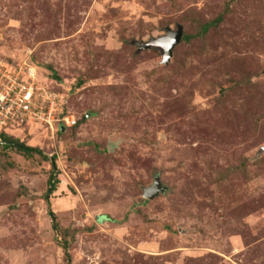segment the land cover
<instances>
[{"label":"rangeland","instance_id":"1","mask_svg":"<svg viewBox=\"0 0 264 264\" xmlns=\"http://www.w3.org/2000/svg\"><path fill=\"white\" fill-rule=\"evenodd\" d=\"M6 62L79 121L0 147V264H264V0H0Z\"/></svg>","mask_w":264,"mask_h":264},{"label":"built area","instance_id":"2","mask_svg":"<svg viewBox=\"0 0 264 264\" xmlns=\"http://www.w3.org/2000/svg\"><path fill=\"white\" fill-rule=\"evenodd\" d=\"M0 64V142L16 130L46 127L57 133L78 124V117L67 106L64 93L52 90L36 77L34 66Z\"/></svg>","mask_w":264,"mask_h":264},{"label":"water","instance_id":"3","mask_svg":"<svg viewBox=\"0 0 264 264\" xmlns=\"http://www.w3.org/2000/svg\"><path fill=\"white\" fill-rule=\"evenodd\" d=\"M184 34L183 27H179L178 31L168 29V34L156 39H151L148 43H139L141 48H151L153 46L160 47L164 50L165 61H169L173 54L174 48L181 42ZM165 42L167 45L165 46ZM4 144H11L10 141H4ZM166 187L163 186L160 177H157L154 184L148 188H145V196L153 199L157 197L161 192H164Z\"/></svg>","mask_w":264,"mask_h":264},{"label":"trees","instance_id":"4","mask_svg":"<svg viewBox=\"0 0 264 264\" xmlns=\"http://www.w3.org/2000/svg\"><path fill=\"white\" fill-rule=\"evenodd\" d=\"M210 27H211L210 24L205 25L204 32H208ZM185 39L186 40H189V36H185ZM55 78L57 80H60V78L57 75H55ZM65 129H67V128H61L58 131L59 134L62 133ZM3 141H10V142H12L11 144H4V143L0 142V147L3 148V149L17 148V149H19L20 151H22L25 154H34V153H37V154L41 155L42 157H44L45 159H50V157H48L47 155H45L42 152L41 149L36 148V147L27 146V145L21 143L18 139H15L14 136L4 135ZM51 160H52V164H53V167H54V170L55 171H54V173L51 176V179H50V188H49V190H48V192L46 194V197H47V200L48 201L50 199V196L57 190V186H58V183H59V180L57 178V175L55 174V172L57 171V166H56L55 159L51 158ZM50 215L52 217V220L54 221V223H53L54 229L58 230L59 229V223L57 221V216H56L55 212H53L51 210L50 211ZM67 248H68V246H67Z\"/></svg>","mask_w":264,"mask_h":264},{"label":"bare ground","instance_id":"5","mask_svg":"<svg viewBox=\"0 0 264 264\" xmlns=\"http://www.w3.org/2000/svg\"><path fill=\"white\" fill-rule=\"evenodd\" d=\"M167 45V43L165 42V46Z\"/></svg>","mask_w":264,"mask_h":264}]
</instances>
